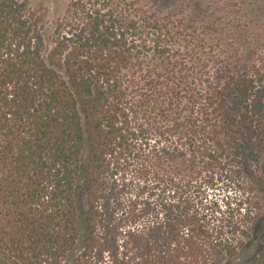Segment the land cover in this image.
<instances>
[{"label": "trees", "instance_id": "1", "mask_svg": "<svg viewBox=\"0 0 264 264\" xmlns=\"http://www.w3.org/2000/svg\"><path fill=\"white\" fill-rule=\"evenodd\" d=\"M206 19L69 0L47 36L39 8L0 0L6 260L264 264V57ZM130 167L177 202L121 208ZM223 172L221 199L189 198Z\"/></svg>", "mask_w": 264, "mask_h": 264}, {"label": "rangeland", "instance_id": "2", "mask_svg": "<svg viewBox=\"0 0 264 264\" xmlns=\"http://www.w3.org/2000/svg\"><path fill=\"white\" fill-rule=\"evenodd\" d=\"M30 5L39 8L45 14L46 35L50 34V29L59 15L62 14L69 0H28ZM141 4L155 6L169 11L182 10L194 16L201 15L210 21H219L228 26L230 30L238 34L237 46L253 55L264 57V0H136ZM200 17V16H199ZM126 190L120 192L122 207H131L138 199V205L149 202L155 210L162 211V203H176L179 191H174L162 183H158L152 177L140 176L130 167L125 171ZM224 172L219 181L213 179L212 174L204 176L207 185L201 187V193L194 199L193 193L189 198L198 200L205 196L208 200L218 197L221 199L226 193L225 185L229 182L224 178ZM227 176L235 177L234 173H227ZM146 178V179H145ZM215 178V177H214ZM215 184L212 188L208 187ZM264 185V179H263ZM262 185V186H263ZM257 189V197L264 209V187ZM204 189V190H203ZM143 200V201H141ZM204 201V200H203ZM0 264H11L0 254Z\"/></svg>", "mask_w": 264, "mask_h": 264}]
</instances>
